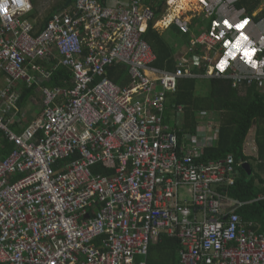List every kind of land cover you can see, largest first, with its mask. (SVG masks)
<instances>
[{
    "label": "built area",
    "instance_id": "obj_1",
    "mask_svg": "<svg viewBox=\"0 0 264 264\" xmlns=\"http://www.w3.org/2000/svg\"><path fill=\"white\" fill-rule=\"evenodd\" d=\"M160 1L0 0V133L14 145L0 164V264H149L164 233L180 240L181 264H264V233L225 192L240 176L235 158L194 162L217 137L212 123L180 147L167 121L181 78L264 87V74L215 69L218 41L206 32L189 50L201 47V66L156 67L144 34ZM168 2L169 20L189 32ZM119 66L123 84L111 76ZM61 69L70 77L53 84Z\"/></svg>",
    "mask_w": 264,
    "mask_h": 264
},
{
    "label": "trees",
    "instance_id": "obj_2",
    "mask_svg": "<svg viewBox=\"0 0 264 264\" xmlns=\"http://www.w3.org/2000/svg\"><path fill=\"white\" fill-rule=\"evenodd\" d=\"M164 2V1H163ZM264 0H238L236 8L244 10L246 16L254 21H260L264 17V10L258 15L254 13L263 4ZM162 5V3H161ZM161 8V6H160ZM161 10L157 11L160 18ZM206 18L196 20L191 28L196 34L206 32L213 34L218 41V48L223 42L233 40L231 35H222L214 30L215 14ZM52 15L42 22V26H47ZM222 35V36H220ZM144 38L150 43L158 60L155 66L168 71H177L179 65L171 47L165 41L163 34L152 24ZM191 37L189 39L190 43ZM201 47L198 46L195 53H186L185 57L194 68L202 65L199 60ZM202 71H205L202 66ZM119 72H114V80L123 84L127 80V71L122 66L117 67ZM242 72V71H240ZM68 78L70 74L65 69H61L55 75L53 84H61V78ZM235 80L232 78H181L178 89L169 92L168 122L177 127L180 135V147L187 144L189 137L197 136L199 127L205 122H211L216 130L217 137L214 142L203 148L202 156L194 162L208 163L218 161L233 156L236 160V167L240 176L236 185L225 192L236 201L245 204L237 213L244 222H251L256 225L257 233H264V87L253 80L251 84L248 80L242 85L235 87ZM34 94V90L25 88L21 105L24 106L29 98ZM183 105L184 112L182 121L173 120L176 116L175 105ZM202 117L201 114H206ZM255 127V128H254ZM256 131L255 142L258 149V158L245 154V145L251 132ZM14 145L7 137L0 133V164L13 151ZM182 154V152H181ZM245 163L251 164L250 171L244 167ZM258 163L257 170L255 164ZM99 170V169H98ZM181 248L178 237L162 234L160 239L151 246L149 264H181L179 249Z\"/></svg>",
    "mask_w": 264,
    "mask_h": 264
},
{
    "label": "crops",
    "instance_id": "obj_3",
    "mask_svg": "<svg viewBox=\"0 0 264 264\" xmlns=\"http://www.w3.org/2000/svg\"><path fill=\"white\" fill-rule=\"evenodd\" d=\"M109 1L112 2L114 0ZM168 1L169 0H161L158 4V10H161V15L160 18H158V22L155 24V26L158 25V27L155 28L163 34L165 41L169 44L179 62V67L181 65L182 58H187L185 55L191 49L192 42L196 39V37L202 34V32H200L201 34L199 35L196 34L194 28L192 29L191 26L192 24H195L196 20L206 18L202 14H198L201 13L202 8H204L203 2H206V11H209L212 16L215 14L214 33L219 31L223 36L231 35L234 37V39L228 41L227 44L226 42L220 44L222 47L218 48V50L220 56L223 57L217 64H215V69L230 72V70L235 67L242 71V73L248 75L259 76L264 74V17H262L258 22L254 21L251 17H245L246 14L244 10L241 11L236 8L238 0H188L187 4L182 3V0H177L176 4L181 10H183L182 19L189 21L190 31L186 32L182 29L181 24L174 22L173 20H169L170 18L168 17L171 10ZM196 10L198 11L195 13ZM263 10L264 2L260 8L255 11L254 16H258ZM171 15H174L172 11ZM237 25H242V27L238 28ZM44 27L42 26L41 29ZM190 37L191 40L189 43ZM245 53H247L246 57L251 60L250 63L246 64L243 61ZM222 61L223 63H221ZM2 83H0V85ZM29 104L31 103H25L24 107H27ZM181 119H179L177 115L173 117V120ZM245 154L255 159L258 158L256 142L253 143L250 139L249 142L247 141L245 145ZM257 166L258 163L255 164L256 168ZM261 173L264 178V172Z\"/></svg>",
    "mask_w": 264,
    "mask_h": 264
},
{
    "label": "rangeland",
    "instance_id": "obj_4",
    "mask_svg": "<svg viewBox=\"0 0 264 264\" xmlns=\"http://www.w3.org/2000/svg\"><path fill=\"white\" fill-rule=\"evenodd\" d=\"M45 1H48V0H45ZM43 2V0H35V3H37V4H41ZM48 5V4H47ZM170 14H171V11H170ZM204 16V15H203ZM202 15H201V17H203ZM244 58H243V61L247 64V63H250V61L251 60H249L247 57H246V54H244ZM233 67V66H232ZM232 70H239V69H237V68H235V67H233L232 68ZM25 109L26 110H29V112H28V119L26 120V122H31V120L29 119V118H31V119H33L34 118V112L35 111H38L36 108H34L33 106H32V104H29L27 107L25 106ZM255 128V127H254ZM212 130H215V128L214 129H212ZM255 134H256V131L254 130L253 132H251V134L249 135V137H248V142H249V139L254 143L255 142ZM252 150V149H251ZM256 170H257V168H256ZM264 176V175H263Z\"/></svg>",
    "mask_w": 264,
    "mask_h": 264
},
{
    "label": "clouds",
    "instance_id": "obj_5",
    "mask_svg": "<svg viewBox=\"0 0 264 264\" xmlns=\"http://www.w3.org/2000/svg\"><path fill=\"white\" fill-rule=\"evenodd\" d=\"M0 8H6V5H4V4H0ZM204 33V32H203ZM222 57L223 56H220V54H219V52H218V56L216 57V62H215V64H217L218 63V61L220 60V59H222ZM214 64V65H215Z\"/></svg>",
    "mask_w": 264,
    "mask_h": 264
},
{
    "label": "water",
    "instance_id": "obj_6",
    "mask_svg": "<svg viewBox=\"0 0 264 264\" xmlns=\"http://www.w3.org/2000/svg\"><path fill=\"white\" fill-rule=\"evenodd\" d=\"M70 0H68V2H69ZM244 167L248 170V173H251V171H250V168H251V164H249V163H245L244 164Z\"/></svg>",
    "mask_w": 264,
    "mask_h": 264
},
{
    "label": "snow or ice",
    "instance_id": "obj_7",
    "mask_svg": "<svg viewBox=\"0 0 264 264\" xmlns=\"http://www.w3.org/2000/svg\"><path fill=\"white\" fill-rule=\"evenodd\" d=\"M0 9H2L3 11H7V9L6 8H0ZM225 23L227 24V22L225 21ZM245 23H246V21H245ZM237 27L239 28V27H242V25H237ZM228 42H226V44H227ZM246 55H247V53H245ZM221 63H223V61L221 62Z\"/></svg>",
    "mask_w": 264,
    "mask_h": 264
},
{
    "label": "bare ground",
    "instance_id": "obj_8",
    "mask_svg": "<svg viewBox=\"0 0 264 264\" xmlns=\"http://www.w3.org/2000/svg\"><path fill=\"white\" fill-rule=\"evenodd\" d=\"M177 0H175V2H176ZM187 2H188V0H182V3H185V4H187ZM191 3H194V2H191ZM196 4V3H195ZM186 6V5H185Z\"/></svg>",
    "mask_w": 264,
    "mask_h": 264
}]
</instances>
